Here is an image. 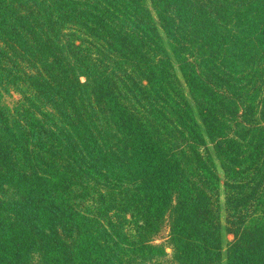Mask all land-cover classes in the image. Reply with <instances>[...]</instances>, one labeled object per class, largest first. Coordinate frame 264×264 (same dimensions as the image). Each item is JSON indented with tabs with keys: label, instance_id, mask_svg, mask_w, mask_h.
<instances>
[{
	"label": "trees",
	"instance_id": "trees-1",
	"mask_svg": "<svg viewBox=\"0 0 264 264\" xmlns=\"http://www.w3.org/2000/svg\"><path fill=\"white\" fill-rule=\"evenodd\" d=\"M2 88L0 264H264V0H0Z\"/></svg>",
	"mask_w": 264,
	"mask_h": 264
},
{
	"label": "rangeland",
	"instance_id": "rangeland-1",
	"mask_svg": "<svg viewBox=\"0 0 264 264\" xmlns=\"http://www.w3.org/2000/svg\"><path fill=\"white\" fill-rule=\"evenodd\" d=\"M19 93H20L19 91H16L13 88H10V89L2 88L0 89V102L8 108H13L19 102V99H20ZM166 233L167 231L165 230L163 233V237L166 236ZM163 240L164 239L161 238L157 242H162ZM167 252H169V249H167Z\"/></svg>",
	"mask_w": 264,
	"mask_h": 264
}]
</instances>
